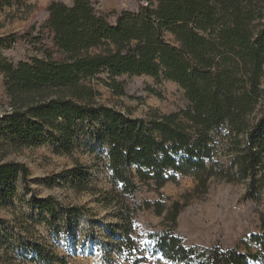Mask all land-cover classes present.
I'll return each instance as SVG.
<instances>
[{"label":"trees","instance_id":"obj_1","mask_svg":"<svg viewBox=\"0 0 264 264\" xmlns=\"http://www.w3.org/2000/svg\"><path fill=\"white\" fill-rule=\"evenodd\" d=\"M16 1L0 0V8ZM138 1V12L123 14L113 25L91 0H54L40 28L38 54L18 64L0 55L10 108L0 114V140L20 147L58 141L70 153L76 135L91 132L100 148L106 146L105 167L114 186L108 195L116 198L123 219L118 230L131 256L144 253L130 237L137 209L129 198L142 183L161 189L184 175L204 193L213 178L246 183L243 202H259L264 190V0ZM14 41L13 35L0 38V51L12 49ZM101 72L110 74L112 82L103 83L118 95L125 91L117 76L172 81L188 105L170 114L151 110L144 118L131 117L100 100L93 81ZM29 173L26 164L0 160V195ZM73 175L76 189L89 190L87 167L77 164ZM37 206L51 215L57 207L70 217L82 213L53 198ZM145 207L160 216L166 210L161 201ZM184 207L174 203L167 209V230L148 235L153 255L176 264H264V233L250 235L258 253L185 245L176 233ZM38 250L34 260L47 261Z\"/></svg>","mask_w":264,"mask_h":264},{"label":"rangeland","instance_id":"obj_2","mask_svg":"<svg viewBox=\"0 0 264 264\" xmlns=\"http://www.w3.org/2000/svg\"><path fill=\"white\" fill-rule=\"evenodd\" d=\"M54 0H17L12 6L0 8V38L15 36L12 49H2L0 55L15 64L38 54L41 27L49 18L47 8ZM72 4L75 0H57ZM97 11L103 12L111 24L125 13L138 12V0H91ZM46 42V41H45ZM124 95H118L103 82L110 84V74L101 72L93 83L101 91V101L134 118H144L151 110L161 114L185 108V92L169 80H157L144 75H123L115 78ZM5 77L0 74V114L9 110L4 93ZM89 129V127L87 128ZM70 153L58 141L35 146H15L0 140V160L26 164L27 179L19 177L7 196L0 195V264H61L51 258H64L65 264H132L145 256L141 264H176L152 254L151 232H165L167 209L174 203L185 204L178 219L176 233L184 244L212 249L238 248L243 253H258L260 247L250 242V235L264 233V190L259 202L242 201L246 183L212 179L207 192L195 191L193 177L181 175L157 189L155 184L142 183L134 194L136 206L133 232L142 255L131 256L123 245L124 234L118 228L123 219L116 207V198L108 195L113 189L111 172L106 169V146L91 136L77 134ZM80 164L90 171L89 190L75 188L73 170ZM53 198L61 207L82 208L78 216H68L57 207L51 215L37 202ZM161 201L164 215L146 203ZM121 245H123L121 250ZM38 249L49 259L35 261ZM252 264H259L252 262Z\"/></svg>","mask_w":264,"mask_h":264}]
</instances>
